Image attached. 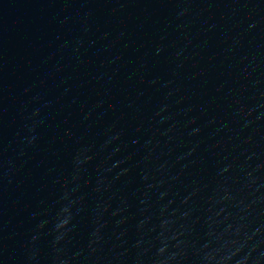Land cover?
Segmentation results:
<instances>
[{
	"label": "water",
	"instance_id": "1",
	"mask_svg": "<svg viewBox=\"0 0 264 264\" xmlns=\"http://www.w3.org/2000/svg\"><path fill=\"white\" fill-rule=\"evenodd\" d=\"M0 264H264V0H0Z\"/></svg>",
	"mask_w": 264,
	"mask_h": 264
}]
</instances>
